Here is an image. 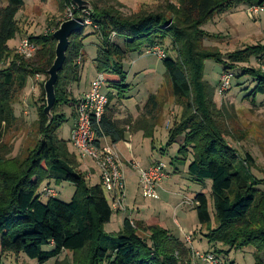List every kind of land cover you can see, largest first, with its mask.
<instances>
[{
    "label": "trees",
    "instance_id": "trees-1",
    "mask_svg": "<svg viewBox=\"0 0 264 264\" xmlns=\"http://www.w3.org/2000/svg\"><path fill=\"white\" fill-rule=\"evenodd\" d=\"M263 3L264 0H178L166 12L124 16L118 9L92 3L91 10H79L72 0H65V5L75 6V19L93 22L94 34L101 39L95 59L97 77L103 76L105 91L113 90L106 93L108 102L101 119H91L95 145L100 147L108 142L111 146L118 145L126 141L130 131H142L144 137L153 138L155 123L149 121L155 122L160 110L155 95L144 104L139 120L132 117L117 120L115 105L122 103L130 89L124 71L127 56L168 42V49L175 57L165 54L162 62L172 95L183 112L168 132L166 147L184 137L177 160L185 165L191 156L188 174L192 180L204 187L207 181L212 183L214 218L205 194L200 193L194 199L198 222L207 230L205 236L214 248L209 253L218 256L224 249H228V254L252 247L254 264H264V178L254 175L255 161L249 154L240 157L229 146L217 119L215 88L205 80V70L207 61H214L227 73L240 65H249L252 59L259 62L258 68L245 67L237 76L251 79L254 87L246 99L254 102L264 95V44L223 54L218 48L204 46L215 35L203 28L217 15L242 4ZM24 5V0H0V66L10 61L7 67L0 68V130L3 125L8 128L17 121L13 100L17 88L23 90L27 86L30 66V73L47 74L55 60L57 42L53 34L28 38L38 47L35 57L43 64V70L35 64L28 65L9 47V42L16 39L17 16ZM85 28L70 37L66 61L55 86L51 124L44 113L45 91L42 93L37 145L25 158H11L0 149V264L8 253L22 254L38 264H46L65 252L72 254L67 264H182L190 253L189 248L159 224L147 226L139 222L138 228H134L131 218H126L120 232L106 233V225L115 212H120L112 209L110 194L100 178L93 183L92 171L88 176L83 172L80 160L86 159L75 150L70 137L66 141L57 134L66 122L65 114L58 113L57 108L68 105L76 108L82 96L74 99L67 86L72 82L78 84L81 79L75 60L80 56L84 60L81 51L85 48ZM74 112L77 120L75 109ZM69 144L76 154L70 151ZM46 182L73 184L76 191L71 201L65 203L57 195L41 190ZM136 229L148 235L143 237ZM44 247L52 250L45 251Z\"/></svg>",
    "mask_w": 264,
    "mask_h": 264
},
{
    "label": "rangeland",
    "instance_id": "rangeland-1",
    "mask_svg": "<svg viewBox=\"0 0 264 264\" xmlns=\"http://www.w3.org/2000/svg\"><path fill=\"white\" fill-rule=\"evenodd\" d=\"M85 1L90 4H98L100 7H113L120 10L124 16L156 11L166 12L169 5L178 3V0ZM24 4L17 16L18 32L16 39L9 42V46L14 53H17V48L23 39L42 34H54L59 28H57L59 23L68 19H75L73 11L76 9L70 8L69 11L71 6L65 5V0H24ZM245 5L247 6V4H242L241 7L238 6L232 9L230 13L217 15L208 26H204L203 29L206 32L215 35V37L204 42L205 47L218 48L223 54H227L244 49L247 46L264 44V15L259 19L252 20L247 13V8L250 5L247 8ZM89 22L90 25L93 23L91 19ZM94 32L93 26H87L84 29L86 38L83 44L85 48L81 51L84 60L81 56L75 60V64L80 67V74H83V82L85 80L92 81V78L97 77L95 59L97 51L101 47V39ZM155 48L166 50L165 54L175 57V54L168 49V42L163 46H155ZM9 62H5L0 68L7 67ZM25 62L28 65L35 64L40 70L45 69L37 57L31 60L25 59ZM258 64L259 62L252 59L249 65H240L235 71L227 73L224 72L222 66L214 61H207L205 80L215 88L214 102L219 112L217 119L225 133L229 146L240 157L249 154L255 161L254 175L262 179L264 178V95H259L254 102L246 99L254 85L251 79L247 77L237 78L242 74L245 67L258 68ZM31 67L28 72L27 86L23 90L17 88L14 96L13 107L17 121L8 128L3 125L2 130H0V149L8 152L6 155L11 158H25L40 139L38 135V110L43 105L41 101L42 93L48 75L42 72L30 73ZM165 69L162 59L158 54L153 53V49H147L141 54H129L124 61V71L127 73V84L130 89L125 92V99L122 100V103L115 105L118 113L116 118L122 117L121 121H124L131 116H137L139 120L143 114L142 108L151 95L156 96L160 104V110L155 122L149 121L155 123L153 138H146L141 132L133 134L135 131H130L133 134L132 139L127 136L128 141L121 142L119 145L121 152L117 150V153L114 149L112 150L113 154H117L125 174L128 210L125 213L115 212L110 224L106 225L105 231L114 235L120 232L126 218L133 220L134 228H138L139 222H143L147 226L159 224L174 237L180 239L187 249L189 248L190 253L183 259L182 264H207L203 263L202 259L209 252H214V248L205 236L207 230L202 228L198 222L194 199L200 193L205 194L209 201L210 214L214 218L215 211L211 197L212 183L207 181L206 187H204L192 180L188 174L191 156L185 165L177 160V158H180L179 149L183 144L184 137L178 138L171 147H166L169 139L168 132L175 122H179L183 110L172 95L170 83L165 76ZM226 76L230 77V86L220 93L221 83ZM72 86H75L74 83H69L67 91L74 99H77L79 96L73 95ZM107 92L108 90H106ZM73 108L75 109V107L68 105L58 107L56 110L66 116V122L57 132L61 139H67V134L74 123ZM123 116L126 117L123 118ZM128 143L130 147L127 146ZM108 144L110 145V142ZM70 151L74 152L71 145ZM80 161L82 170L87 176L94 170V174L91 172V175H93L92 182L97 183L99 177L94 163L90 159ZM134 164L140 169H147L155 164L165 166L168 175L159 188V199L149 200L142 197L139 188V176L138 172L134 170ZM41 190H52L51 194L57 195L58 200L69 203L75 194L76 187L68 182L60 184L46 182L42 185ZM42 200L46 201V197L42 196ZM148 215H153L154 218L151 221H142ZM136 230L138 231V229ZM139 234L143 237L148 235L141 231ZM44 250L51 251L52 248L44 247ZM223 251L221 254H216L222 264H254L253 254L255 249L252 247L232 250L228 254V249ZM65 258L67 259L64 260ZM71 258L72 254L65 252L57 260H51L46 264H67ZM1 263L38 264L22 254L13 253L4 255L1 258Z\"/></svg>",
    "mask_w": 264,
    "mask_h": 264
},
{
    "label": "built area",
    "instance_id": "built-area-1",
    "mask_svg": "<svg viewBox=\"0 0 264 264\" xmlns=\"http://www.w3.org/2000/svg\"><path fill=\"white\" fill-rule=\"evenodd\" d=\"M71 9H75L74 5H70ZM247 13L252 20H256L264 15V3L262 5H250L247 8ZM84 27H90L89 19L82 22ZM38 52V47L29 41L23 39L17 48V53L26 60L35 58ZM153 53L158 54L160 59L164 60L166 55L163 50L153 48ZM226 76L221 83L219 92L221 93L226 87L230 86V77ZM105 82L102 75H99L91 84L90 90L83 94L76 103V124L70 135V141L84 159H90L97 171L99 178L105 189L109 192L111 198V207L114 211L127 212L126 205V180L125 174L121 168L117 154H113L111 145H103L97 147L95 145L96 138L91 128V119H101L105 112V107L108 102V96L105 91ZM130 147V144H127ZM155 164L147 169H140L134 164V169L138 172L139 188L144 199L157 200L159 199V188L167 178L168 171H165L163 164ZM51 194L52 190H48ZM52 195V194H51ZM132 226L133 220H130ZM207 264H222L221 260L213 254H208L202 259Z\"/></svg>",
    "mask_w": 264,
    "mask_h": 264
},
{
    "label": "water",
    "instance_id": "water-1",
    "mask_svg": "<svg viewBox=\"0 0 264 264\" xmlns=\"http://www.w3.org/2000/svg\"><path fill=\"white\" fill-rule=\"evenodd\" d=\"M72 3L79 10H91L92 6L85 0H72ZM84 28L81 20L68 19L59 25L57 31L54 32L53 38L57 45L55 49V60L52 67L48 70V80L44 84L46 107L44 109L45 115L49 119V124L53 121V109L56 102L55 86L59 78V73L66 61V53L70 45V37Z\"/></svg>",
    "mask_w": 264,
    "mask_h": 264
},
{
    "label": "crops",
    "instance_id": "crops-1",
    "mask_svg": "<svg viewBox=\"0 0 264 264\" xmlns=\"http://www.w3.org/2000/svg\"><path fill=\"white\" fill-rule=\"evenodd\" d=\"M246 6V5H245ZM241 7V6H240ZM248 7V5L246 6V8ZM246 8H245V10H246ZM228 13H230V12H228ZM208 26V25H207ZM208 32V31H207ZM212 34V33H211ZM9 45V44H8ZM10 47V46H9ZM83 68H84V66H83ZM97 75H98V73H97ZM83 74L81 73V81H80V83H78V84H74L75 86H72L73 88H72V91H73V95H75L76 97L77 96H80V95H83L84 93H86L88 90H89V88H90V84L92 83V81L96 78V77H94V78H92V81H84L83 82ZM108 90V92L107 93H109V92H113V90L112 89H107ZM74 96V97H75ZM146 103V102H145ZM73 112H74V108H73ZM72 112V113H73ZM131 114V113H130ZM137 115H139L138 113H137ZM126 116H128V115H126ZM126 116H123V118H125ZM73 118H74V123L72 124V127L70 128V131L68 132V134H67V139H66V141H68V139H69V137H70V134H71V131H72V129H73V127H74V125H75V122H76V118H75V112L73 113V116H72ZM132 117V119L133 120H135V119H137L138 117L137 116H131ZM130 117V118H131ZM117 120H122V117H117L116 118ZM136 132H141L142 134H143V132L142 131H136ZM136 132H134L133 134H135ZM133 134H131V133H128L127 134V136H128V138H130V139H132V135ZM127 136H126V138H127ZM65 140V139H64ZM126 141L125 142H127L128 141V139H125ZM121 143H119L118 145H113L112 147H113V149H114V151L115 152H117V150H119L120 151V148H119V145H120ZM121 152V151H120ZM118 153V152H117ZM124 158V157H123ZM126 159V158H125ZM92 172H94V170H92ZM148 218V219H147ZM154 218V216L153 215H148L146 218H144L142 221H151L152 219ZM180 238V237H179ZM211 251V250H210ZM208 252V251H207ZM212 252V251H211Z\"/></svg>",
    "mask_w": 264,
    "mask_h": 264
}]
</instances>
